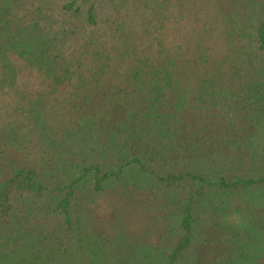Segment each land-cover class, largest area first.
Wrapping results in <instances>:
<instances>
[{
  "label": "trees",
  "instance_id": "trees-1",
  "mask_svg": "<svg viewBox=\"0 0 264 264\" xmlns=\"http://www.w3.org/2000/svg\"><path fill=\"white\" fill-rule=\"evenodd\" d=\"M0 264H264V0H0Z\"/></svg>",
  "mask_w": 264,
  "mask_h": 264
}]
</instances>
